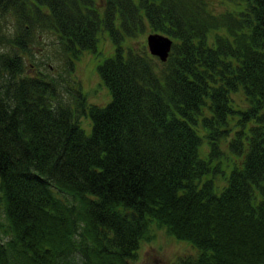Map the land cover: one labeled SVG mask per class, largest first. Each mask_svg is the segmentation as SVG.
Here are the masks:
<instances>
[{"label": "trees", "instance_id": "trees-1", "mask_svg": "<svg viewBox=\"0 0 264 264\" xmlns=\"http://www.w3.org/2000/svg\"><path fill=\"white\" fill-rule=\"evenodd\" d=\"M151 32L167 61L130 43ZM48 40L61 73L28 72ZM154 226L179 264H264V0H0V264H135Z\"/></svg>", "mask_w": 264, "mask_h": 264}, {"label": "rangeland", "instance_id": "rangeland-1", "mask_svg": "<svg viewBox=\"0 0 264 264\" xmlns=\"http://www.w3.org/2000/svg\"><path fill=\"white\" fill-rule=\"evenodd\" d=\"M218 4L215 3V6ZM217 9H221L218 5ZM146 33L139 39H135L130 42L132 45H140L141 43L147 46ZM49 40L43 45H37L34 47V54L36 59L27 58L28 72L33 73L38 69L49 73V67H46L49 63L51 70L57 74L62 65V61H56L51 59L47 61L48 54H56L55 49L49 44ZM148 48V46H147ZM114 53V44L109 37L108 31H101L99 34V40L97 45V51H85L76 60L75 77L74 81L78 82L80 90L85 95L86 103L88 105L96 104L99 106L106 105L111 95L108 87L102 81L99 73V65L105 58ZM38 64V66H36ZM58 71V72H57ZM65 76V74H64ZM68 80L70 77L67 75ZM80 125L85 130L86 134H90L92 130V120L89 114L81 115ZM207 142L204 141L201 153H205ZM232 163V156L223 159V170L229 172ZM222 173L219 174V177ZM223 181L220 182V184ZM188 244L185 241L177 240L175 237L169 235L164 228L154 226L151 230V237L142 242L138 258L135 264H179V256L186 255L189 250Z\"/></svg>", "mask_w": 264, "mask_h": 264}, {"label": "water", "instance_id": "water-1", "mask_svg": "<svg viewBox=\"0 0 264 264\" xmlns=\"http://www.w3.org/2000/svg\"><path fill=\"white\" fill-rule=\"evenodd\" d=\"M173 40L167 35L151 32L147 36L149 52L157 56L161 61H167L171 52Z\"/></svg>", "mask_w": 264, "mask_h": 264}]
</instances>
